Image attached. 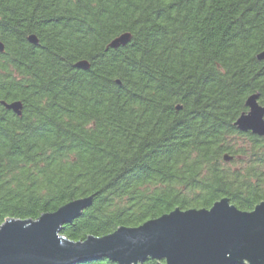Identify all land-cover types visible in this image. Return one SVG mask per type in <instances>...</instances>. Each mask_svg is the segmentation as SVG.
Here are the masks:
<instances>
[{"label":"trees","instance_id":"obj_1","mask_svg":"<svg viewBox=\"0 0 264 264\" xmlns=\"http://www.w3.org/2000/svg\"><path fill=\"white\" fill-rule=\"evenodd\" d=\"M0 42V102L22 103L0 104V225L92 195L75 242L264 201V141L234 126L264 105V0H0Z\"/></svg>","mask_w":264,"mask_h":264},{"label":"water","instance_id":"obj_2","mask_svg":"<svg viewBox=\"0 0 264 264\" xmlns=\"http://www.w3.org/2000/svg\"><path fill=\"white\" fill-rule=\"evenodd\" d=\"M26 40L32 45L38 43L33 34ZM129 40L130 34L123 33L106 47L114 49ZM256 57L264 59V51ZM73 67L87 70L89 63L80 60ZM257 97L254 94L246 99L247 112L234 126L264 141V105ZM0 104L20 116V101ZM230 159L223 156L225 161ZM92 197L72 200L35 220H5L0 225V264H76L100 258L117 264H142L147 259L161 264H264V201L242 211L221 198L208 209L175 208L139 226H122L101 237L74 242L60 235L62 226L89 207Z\"/></svg>","mask_w":264,"mask_h":264}]
</instances>
